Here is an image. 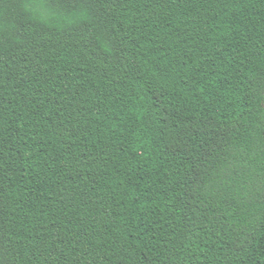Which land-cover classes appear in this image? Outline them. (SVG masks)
<instances>
[{"label":"trees","instance_id":"obj_1","mask_svg":"<svg viewBox=\"0 0 264 264\" xmlns=\"http://www.w3.org/2000/svg\"><path fill=\"white\" fill-rule=\"evenodd\" d=\"M0 264H264V0H0Z\"/></svg>","mask_w":264,"mask_h":264}]
</instances>
